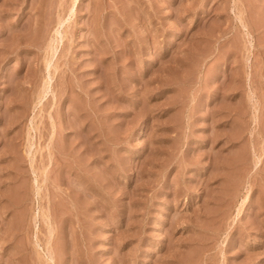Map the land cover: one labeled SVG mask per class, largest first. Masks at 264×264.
<instances>
[{
	"label": "rangeland",
	"instance_id": "rangeland-1",
	"mask_svg": "<svg viewBox=\"0 0 264 264\" xmlns=\"http://www.w3.org/2000/svg\"><path fill=\"white\" fill-rule=\"evenodd\" d=\"M0 264H264V0H0Z\"/></svg>",
	"mask_w": 264,
	"mask_h": 264
}]
</instances>
